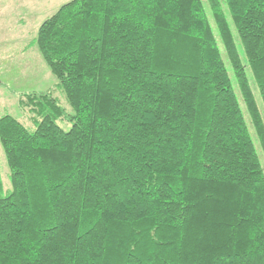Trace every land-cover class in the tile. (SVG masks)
Listing matches in <instances>:
<instances>
[{"label": "trees", "instance_id": "16d2710c", "mask_svg": "<svg viewBox=\"0 0 264 264\" xmlns=\"http://www.w3.org/2000/svg\"><path fill=\"white\" fill-rule=\"evenodd\" d=\"M224 3L73 0L41 25L58 83L17 94L34 131L0 116V264H264V169L241 108L264 157L246 70L264 104V0Z\"/></svg>", "mask_w": 264, "mask_h": 264}, {"label": "rangeland", "instance_id": "374dc122", "mask_svg": "<svg viewBox=\"0 0 264 264\" xmlns=\"http://www.w3.org/2000/svg\"><path fill=\"white\" fill-rule=\"evenodd\" d=\"M71 1L73 0H0V116L10 114L30 131L36 129L33 120L34 113L30 111V108L20 109L17 94L54 90L58 80L41 55L36 40L41 25L63 5ZM221 1L224 9L227 10L224 0ZM233 30L241 57L243 62L246 63L237 32L234 28ZM219 44L233 87L238 94L232 67L222 44ZM246 70L264 119V104L259 88L254 82L248 66ZM55 95L60 104L70 112L71 108L65 94L60 89L55 88ZM241 108L246 121H248V128L264 169V157L257 143L254 127L242 101ZM59 125L66 131L72 126V124L66 122H61ZM11 190L10 170L0 142V197L6 196Z\"/></svg>", "mask_w": 264, "mask_h": 264}, {"label": "crops", "instance_id": "0c3cea01", "mask_svg": "<svg viewBox=\"0 0 264 264\" xmlns=\"http://www.w3.org/2000/svg\"><path fill=\"white\" fill-rule=\"evenodd\" d=\"M2 15V14H1Z\"/></svg>", "mask_w": 264, "mask_h": 264}]
</instances>
